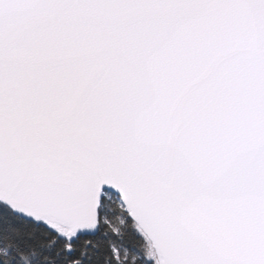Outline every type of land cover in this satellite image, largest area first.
<instances>
[{"label": "snow or ice", "instance_id": "snow-or-ice-1", "mask_svg": "<svg viewBox=\"0 0 264 264\" xmlns=\"http://www.w3.org/2000/svg\"><path fill=\"white\" fill-rule=\"evenodd\" d=\"M0 264H264V0H0Z\"/></svg>", "mask_w": 264, "mask_h": 264}]
</instances>
